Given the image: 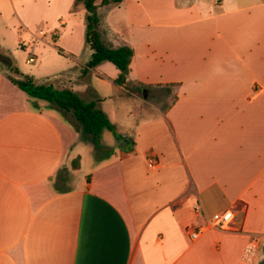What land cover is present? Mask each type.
I'll return each instance as SVG.
<instances>
[{"label":"crops","instance_id":"0c3cea01","mask_svg":"<svg viewBox=\"0 0 264 264\" xmlns=\"http://www.w3.org/2000/svg\"><path fill=\"white\" fill-rule=\"evenodd\" d=\"M67 6L66 45L46 40L56 26L32 34L76 61L87 51V12L76 0ZM98 13L107 42L134 50L127 83L174 84L177 98L159 128L143 125L149 145H105L114 154L92 151L89 161L73 115L44 110L1 65L0 264H259L264 0H123ZM105 64L87 76L114 82L119 71L109 77ZM224 211L236 216L233 231L210 228Z\"/></svg>","mask_w":264,"mask_h":264},{"label":"rangeland","instance_id":"374dc122","mask_svg":"<svg viewBox=\"0 0 264 264\" xmlns=\"http://www.w3.org/2000/svg\"><path fill=\"white\" fill-rule=\"evenodd\" d=\"M68 2L69 0H20L14 8L9 0H0V65L4 66V59H9L24 74L35 77L39 83H52L56 88H62L67 80H71L65 88L72 89L84 100L94 96L100 97L99 93L102 96L100 108L115 125L119 137L131 142L139 140L142 145H149L150 143L145 141L148 130L144 131L142 127L145 123L153 122L157 128L160 127L164 118L162 113L165 114L177 98V88L156 86L147 90L136 87L134 82H128V92H125L113 81L99 78L95 74L79 81L82 69L80 64L90 59L87 56L90 50L86 41L84 45L87 51L81 52L74 61L55 52L50 46L38 42L32 34L46 32L56 26V31L46 33V40L53 44L55 39L57 45H66L64 27L59 24L67 18L70 9ZM31 58L35 59L34 63L29 62ZM105 65V74L109 77L115 76L117 68L112 63L107 62ZM61 74H69L68 79L60 77ZM134 77L131 76L130 79L133 81ZM35 101L40 103L44 110H50L47 102ZM55 113L60 115L62 112ZM101 142L103 146L117 148L120 140L111 131L105 130ZM81 143L78 148L83 151L85 160L90 161L93 157L91 152L95 151V148L90 142L88 146ZM258 258L259 264H264V243L260 245Z\"/></svg>","mask_w":264,"mask_h":264},{"label":"trees","instance_id":"16d2710c","mask_svg":"<svg viewBox=\"0 0 264 264\" xmlns=\"http://www.w3.org/2000/svg\"><path fill=\"white\" fill-rule=\"evenodd\" d=\"M97 1L76 0V4H82L87 12L86 44L92 51L90 60L81 71V77H86L92 70L108 62L112 63L119 71V76L114 83L126 87L134 50L128 46L116 48L107 42L98 13L100 7L118 6L123 0H102L99 5ZM4 62L5 65L2 66L8 79L29 98L45 101L53 108L73 115L76 120V128L82 131V138L93 144L97 160H103L114 154L112 150H107L102 145L101 136L105 130L111 131L124 144L125 151H133L135 143L120 138L115 125L100 108L101 98L94 96L92 99L84 100L71 89H59L52 83H39L35 77L21 72L9 59H4ZM71 166L74 170H78L80 159H75Z\"/></svg>","mask_w":264,"mask_h":264},{"label":"built area","instance_id":"2783aa9c","mask_svg":"<svg viewBox=\"0 0 264 264\" xmlns=\"http://www.w3.org/2000/svg\"><path fill=\"white\" fill-rule=\"evenodd\" d=\"M194 209L197 213L203 212L202 204L200 202L194 206ZM235 218L236 216L232 211H224L214 215L208 222V226L221 231H233ZM204 231L205 229H201L200 231H192L191 238L193 240L198 239L200 234Z\"/></svg>","mask_w":264,"mask_h":264}]
</instances>
